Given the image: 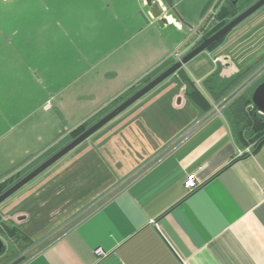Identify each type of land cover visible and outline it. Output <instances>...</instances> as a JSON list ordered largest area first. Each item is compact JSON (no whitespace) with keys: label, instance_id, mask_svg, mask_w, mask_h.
Masks as SVG:
<instances>
[{"label":"crops","instance_id":"obj_1","mask_svg":"<svg viewBox=\"0 0 264 264\" xmlns=\"http://www.w3.org/2000/svg\"><path fill=\"white\" fill-rule=\"evenodd\" d=\"M190 1L165 24L142 0H0V183L188 54L214 0ZM235 56L185 66L7 200L0 264H264V143L240 155L213 111L262 59Z\"/></svg>","mask_w":264,"mask_h":264},{"label":"water","instance_id":"obj_2","mask_svg":"<svg viewBox=\"0 0 264 264\" xmlns=\"http://www.w3.org/2000/svg\"><path fill=\"white\" fill-rule=\"evenodd\" d=\"M143 7L147 10L145 15L148 17H152L153 19H158L160 23H168L166 20V15L168 12H173L176 14V10L173 5V0H142ZM164 5V6H162ZM165 10H164V8ZM264 7V0H259L240 15L231 20L227 25H225L218 32L213 34L211 37L205 39L202 44L197 46L195 49L190 51L188 54L184 56L181 62H177L172 65L170 68L162 72L160 75L155 77L141 89L136 91L133 95H131L124 102L119 104L93 125H91L83 134H81L76 139L70 141L61 149H59L56 153L51 155L49 158L44 160L41 164L37 165L30 172L24 175L21 179H19L16 183H14L10 188H8L4 193L0 195V206L22 190L24 187L29 185L59 161H61L64 157L69 155L72 151H74L77 147L83 144L85 141L90 139L94 134L100 131L102 128L111 123L114 119L124 113L127 109L153 91L155 88L160 86L163 82L174 76L177 72L183 69L189 62L193 59L201 55L202 53L210 50L216 43L225 38L231 31L237 28L240 24H242L245 20L250 18L256 12ZM252 102L254 107L258 110V113L264 115V81L259 84L252 95ZM6 245L5 241L0 237V255L5 250Z\"/></svg>","mask_w":264,"mask_h":264},{"label":"trees","instance_id":"obj_3","mask_svg":"<svg viewBox=\"0 0 264 264\" xmlns=\"http://www.w3.org/2000/svg\"><path fill=\"white\" fill-rule=\"evenodd\" d=\"M234 9H230V4L224 7L218 14L217 22L215 25L206 32L203 40L199 42L195 47L191 49H195L197 46L202 44V42L211 37L213 34L218 32L222 29L225 25H227L232 19L237 16V12L235 13ZM224 40V38L216 43L211 49L215 48ZM182 71V69L180 70ZM179 71V72H180ZM178 73V72H177ZM176 73V74H177ZM153 77L146 79L142 84L138 87L134 88L132 92H130L126 97L133 95L136 91H138L141 87L149 83ZM263 82V81H262ZM260 82L259 84H261ZM258 84V85H259ZM252 87H248L247 89L243 90L240 94H238L227 106V114L230 119V124L232 127L234 139L236 143L242 148L245 149L247 147H252L253 149H258L264 143V115L258 113V110L254 107L252 102V95H253ZM119 103H116L113 107L108 109L102 116L99 118L82 124L76 130L73 131L71 135V140L76 139L81 134H83L91 125L113 110ZM55 152L49 154L44 160L49 158ZM43 160V161H44ZM42 161V162H43ZM36 167V166H35ZM28 168L24 172H20L15 176L3 181L0 183V195L4 193L8 188H10L14 183H16L19 179H21L24 175L30 172L33 168ZM0 230L6 233L11 239H13V231L9 228L5 227L3 223L1 224Z\"/></svg>","mask_w":264,"mask_h":264},{"label":"rangeland","instance_id":"obj_4","mask_svg":"<svg viewBox=\"0 0 264 264\" xmlns=\"http://www.w3.org/2000/svg\"><path fill=\"white\" fill-rule=\"evenodd\" d=\"M198 1L199 0L190 1V4L187 5V8L191 9L194 13L197 12L198 11V7H199ZM215 1L216 0H214V2ZM214 2H213V4H214ZM210 7L206 11V14L210 10ZM231 8L235 10V13L236 12L238 13L239 10L237 9L236 6L230 5V9ZM234 10H232V11H234ZM205 15L203 16V18L205 17ZM203 18H202V20H203ZM202 20H200L199 23L196 22L193 25H189L188 24L187 27H189L188 30H189V34L190 35H188L187 38H189L191 36V34L199 27V25L201 24ZM219 44L220 45H218V48L216 50L215 49L207 50L206 52L202 53L201 55H199L198 57L193 59L191 62H189L186 65L187 70L189 68H191V64H193L194 62H196V61L200 62V61H204V60L208 61V60H210L211 54L213 55V54H216L217 52L223 53V52L227 51V53H228V52L232 51L233 55H236L234 57V61L235 62H233L234 63L233 65L236 68L235 70H237V71L239 69L238 65L242 62V59H246V57H249L248 55H251V54H254L255 58L258 55H261L259 58H257V59H260L262 57V59L259 60L260 63L257 62L258 64L255 63L254 64L255 66L253 68H250V70L247 72V73H249L248 78H246L245 80H243L240 83V85L236 88V90H238L240 87L243 86V84L252 75H254L264 65V62H263L264 61V7L262 9H260L258 12H256L254 15H252L250 18L245 20L242 24H240L233 31H231L224 38V40L221 43H219ZM183 58H184V56H183ZM228 70L229 69L224 68V71H228ZM262 81H264V75H262L250 87H252V89L255 91V89L258 86V84L260 82H262ZM0 237L5 241V245L8 246V243L6 242L4 236L0 235ZM3 256H4V254L2 253L0 255V259H2Z\"/></svg>","mask_w":264,"mask_h":264},{"label":"built area","instance_id":"obj_5","mask_svg":"<svg viewBox=\"0 0 264 264\" xmlns=\"http://www.w3.org/2000/svg\"><path fill=\"white\" fill-rule=\"evenodd\" d=\"M224 1L225 0H216L214 2V4L210 7V10L208 11V13L203 18V20H202L201 24L199 25V27L192 33V35L194 36V39L190 42V44L187 42L189 44V46H191L192 48L195 47L199 42H201L203 40L204 36L206 35V32H208L215 25V23L217 22L218 14H219V12L222 9V5L224 4ZM162 6H164V5H162ZM164 10H165V8H164ZM164 18H166V20L168 22L170 21V19H169V17L167 15ZM175 57H176V61L177 62H181L182 59H183V54L181 52L177 51L175 53ZM218 62H222V59H219L217 61V63ZM262 75H264V65L254 75H252L247 80V82L243 84L242 87H240L238 90L234 91L232 94H230L229 96H227L219 104H215L213 106V111L220 113L222 111V109L224 107H226L238 94H240L243 90H245L248 87H250ZM195 83L200 86L201 81L195 80ZM200 124H201V122L196 123L194 126H192L184 134V137H188L189 135H191L200 126ZM252 149H253L252 147H247V148L243 149L242 151H240V155L250 154L252 152ZM18 173H15V174L11 175L10 177L6 178V180L9 179V178H11V177H13V176H15ZM194 186H195L194 181L193 180H190L188 182V187H191L192 188ZM263 198H264V193H263ZM1 224H2V221L0 220V228H1ZM97 254L99 256H101V255H104V252L102 250H98L97 251Z\"/></svg>","mask_w":264,"mask_h":264},{"label":"flooded vegetation","instance_id":"obj_6","mask_svg":"<svg viewBox=\"0 0 264 264\" xmlns=\"http://www.w3.org/2000/svg\"><path fill=\"white\" fill-rule=\"evenodd\" d=\"M257 1L259 0H225L224 4L222 5V9L224 7H226L228 4L230 5H234L237 7L238 11V15H240L242 12H244L246 9H248L250 6H252L253 4H255ZM227 4V5H226ZM239 7V8H238ZM221 9V10H222ZM236 16V17H237ZM233 20V19H232Z\"/></svg>","mask_w":264,"mask_h":264},{"label":"bare ground","instance_id":"obj_7","mask_svg":"<svg viewBox=\"0 0 264 264\" xmlns=\"http://www.w3.org/2000/svg\"><path fill=\"white\" fill-rule=\"evenodd\" d=\"M141 83V82H140Z\"/></svg>","mask_w":264,"mask_h":264}]
</instances>
